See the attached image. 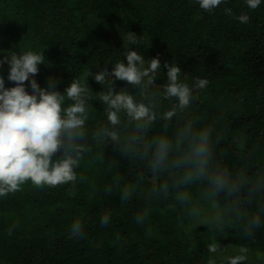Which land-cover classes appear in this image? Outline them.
Instances as JSON below:
<instances>
[{
    "label": "trees",
    "instance_id": "trees-1",
    "mask_svg": "<svg viewBox=\"0 0 264 264\" xmlns=\"http://www.w3.org/2000/svg\"><path fill=\"white\" fill-rule=\"evenodd\" d=\"M242 13L246 23L237 19ZM130 33L146 60L159 57L162 71L147 90L120 80L113 86L152 104L157 119L138 129L122 116L113 129L99 100L104 85L89 76L86 151L77 178L53 187L26 182L0 197V264H209L211 240L264 255V4L253 10L244 0H226L206 12L194 0H0V58L44 51L35 77L41 87L55 77L63 92L73 79L86 82L88 69L110 70L123 59ZM169 62L190 85L208 83L194 90L189 108L164 120L174 103L161 88ZM7 70L0 66L9 87ZM187 126L210 131V169L236 189L212 197L206 179L182 185L181 169L151 166L158 137L173 141L174 157L187 151L179 138ZM112 131L116 140L107 134ZM184 193L189 200L182 203L177 197ZM207 206L219 218L190 227ZM75 221L78 236L71 232Z\"/></svg>",
    "mask_w": 264,
    "mask_h": 264
},
{
    "label": "clouds",
    "instance_id": "clouds-1",
    "mask_svg": "<svg viewBox=\"0 0 264 264\" xmlns=\"http://www.w3.org/2000/svg\"><path fill=\"white\" fill-rule=\"evenodd\" d=\"M226 0H194L200 9L212 12ZM249 9H257L264 0H244ZM231 15L230 8L224 9ZM246 23L249 16L245 13L237 17ZM127 50L123 59L112 63V67L103 68L96 73L87 71L86 82L73 79L64 88L57 90L61 83L55 77H48L46 87H41L35 78L40 66L45 65L44 51H11V55L2 53L0 66L8 65L7 81L0 76V197L18 191L26 182L36 187H53L76 180L75 169L82 161L86 147L81 143L84 128L89 115L91 91L87 83L89 76L99 85H104L103 94L99 96L106 105L105 114L108 125L115 129L121 118L134 122L138 129H145L156 119L154 106L138 100L126 88L117 90L114 80L124 81L135 89L147 90L153 86L162 71L159 57L150 60L144 58L137 50L140 41L137 35L130 33ZM134 45L135 50L128 46ZM166 83L162 88L163 98L172 100V107L162 114V119L172 118L177 111L190 107L195 99L194 90L203 89L208 81L197 79L192 85L182 76L178 64L165 63ZM27 82V83H26ZM113 140L117 139L115 131L107 133ZM210 131L199 129L193 131L187 126L179 133L180 140L188 142L187 151L179 156L173 155V141L167 136L156 138L152 143L150 164L153 168L163 169L169 165L182 170L180 183L188 185L206 179L210 187L209 196H216L237 188L229 183L228 177L210 169L212 160ZM55 157V158H54ZM182 203L188 202L189 195H178ZM197 215L199 212L196 213ZM209 215L218 219L215 209ZM144 217L138 216L140 221ZM108 216L101 218V224H108ZM258 223V221H253ZM82 230L81 223L75 221L71 226L73 235L78 236ZM210 254L209 264H216V254L221 253L218 241L207 244ZM248 249L241 247L234 255L226 256L223 264H246Z\"/></svg>",
    "mask_w": 264,
    "mask_h": 264
},
{
    "label": "rangeland",
    "instance_id": "rangeland-1",
    "mask_svg": "<svg viewBox=\"0 0 264 264\" xmlns=\"http://www.w3.org/2000/svg\"><path fill=\"white\" fill-rule=\"evenodd\" d=\"M213 208L218 214L219 211L217 210V208L213 206L204 207L202 210H200V213L193 218L192 222L190 223V227H193L195 225H200L203 223H207L213 220L212 217L209 215L210 210ZM219 244L221 248L223 249L221 253H218L215 256L216 263H219V264H223L226 256L234 255L240 249L231 242L219 243ZM209 256L210 254L208 253V258ZM246 264H264V255L261 253H248V260L246 261Z\"/></svg>",
    "mask_w": 264,
    "mask_h": 264
}]
</instances>
